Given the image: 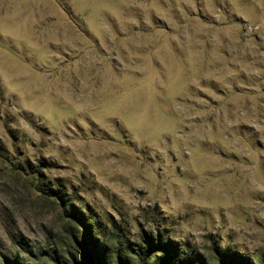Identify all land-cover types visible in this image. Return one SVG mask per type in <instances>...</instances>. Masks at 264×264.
Wrapping results in <instances>:
<instances>
[{"label": "rangeland", "instance_id": "obj_1", "mask_svg": "<svg viewBox=\"0 0 264 264\" xmlns=\"http://www.w3.org/2000/svg\"><path fill=\"white\" fill-rule=\"evenodd\" d=\"M78 215L264 257V0H0V263L80 260Z\"/></svg>", "mask_w": 264, "mask_h": 264}, {"label": "trees", "instance_id": "obj_2", "mask_svg": "<svg viewBox=\"0 0 264 264\" xmlns=\"http://www.w3.org/2000/svg\"><path fill=\"white\" fill-rule=\"evenodd\" d=\"M53 191L56 193L55 197L67 208L70 201L66 194L60 188L53 189ZM77 219L85 230L82 233L68 230L73 239V246L81 256L80 260H73L72 264H94L99 261L101 264H131V257L128 254L137 256V264H264V257L260 260H253L237 253L218 250L217 247L214 250V259H209L194 252L187 245L176 243L162 233L154 235L153 232L150 235L142 234L137 243L126 246L125 249L119 235L114 239V244L109 243L104 239L101 225H90L91 218L83 215H78ZM85 238L88 243H93L98 247L93 259L85 252ZM47 254L56 264H64V259L59 255L52 254L50 251H47ZM0 264L7 263L2 260ZM14 264L24 263L14 260Z\"/></svg>", "mask_w": 264, "mask_h": 264}]
</instances>
